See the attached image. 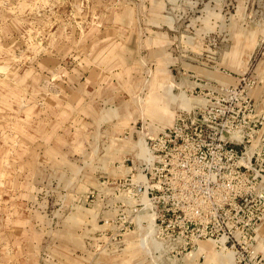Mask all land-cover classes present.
I'll return each instance as SVG.
<instances>
[{
	"label": "rangeland",
	"instance_id": "obj_1",
	"mask_svg": "<svg viewBox=\"0 0 264 264\" xmlns=\"http://www.w3.org/2000/svg\"><path fill=\"white\" fill-rule=\"evenodd\" d=\"M0 264H264V0H0Z\"/></svg>",
	"mask_w": 264,
	"mask_h": 264
}]
</instances>
